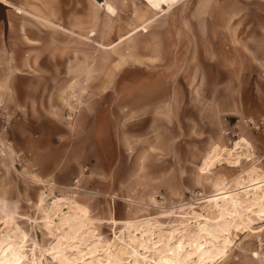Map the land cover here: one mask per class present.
Returning <instances> with one entry per match:
<instances>
[{"label": "rangeland", "instance_id": "obj_1", "mask_svg": "<svg viewBox=\"0 0 264 264\" xmlns=\"http://www.w3.org/2000/svg\"><path fill=\"white\" fill-rule=\"evenodd\" d=\"M158 79L190 99L174 158L120 160L115 188L55 157L57 124ZM2 259L264 264V0H0Z\"/></svg>", "mask_w": 264, "mask_h": 264}, {"label": "crops", "instance_id": "obj_2", "mask_svg": "<svg viewBox=\"0 0 264 264\" xmlns=\"http://www.w3.org/2000/svg\"><path fill=\"white\" fill-rule=\"evenodd\" d=\"M133 91L129 93L124 88L115 94L119 107H126L129 98L133 100V109H109L106 103L108 98H104L92 106H84L73 121L65 120L57 124L54 139L49 141L54 146L55 157L102 160L101 164L92 161L90 164H95L99 169L104 166L106 170L102 173L111 174V178L119 168L120 160L174 158L178 143L175 128L179 126L176 120L179 111L177 114L175 107L179 106L177 110L183 109L190 101L188 95L181 97L179 90L160 79L152 82L151 86L146 82L137 84ZM217 101L215 98L214 107ZM112 182L115 188L123 183L114 177Z\"/></svg>", "mask_w": 264, "mask_h": 264}, {"label": "bare ground", "instance_id": "obj_3", "mask_svg": "<svg viewBox=\"0 0 264 264\" xmlns=\"http://www.w3.org/2000/svg\"><path fill=\"white\" fill-rule=\"evenodd\" d=\"M8 260H4L2 259V261L0 262V264H7Z\"/></svg>", "mask_w": 264, "mask_h": 264}]
</instances>
